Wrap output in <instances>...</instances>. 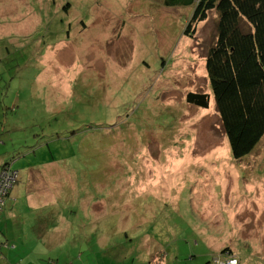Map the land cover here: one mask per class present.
Instances as JSON below:
<instances>
[{"label":"rangeland","instance_id":"374dc122","mask_svg":"<svg viewBox=\"0 0 264 264\" xmlns=\"http://www.w3.org/2000/svg\"><path fill=\"white\" fill-rule=\"evenodd\" d=\"M192 10L0 0V168L19 170L1 177L16 188L0 232L16 264H218L225 248L264 264V138L236 160L213 96L186 101L211 92L217 35L215 10L185 35Z\"/></svg>","mask_w":264,"mask_h":264},{"label":"trees","instance_id":"16d2710c","mask_svg":"<svg viewBox=\"0 0 264 264\" xmlns=\"http://www.w3.org/2000/svg\"><path fill=\"white\" fill-rule=\"evenodd\" d=\"M162 1L169 7H192L184 28V34L190 37H194L197 25L206 21L211 11H216V39L205 55L211 92L190 91L186 101L208 108L213 96L232 157L242 160L253 153L264 138V0ZM70 6L69 2L66 8ZM5 164L7 168L4 169V164L0 168V185L4 172H15L19 176V170ZM15 188L16 185H12L0 193V221L5 216L6 200ZM3 234L0 259L16 264L19 245L13 240L15 236L7 231ZM221 256L215 260L218 264L237 260L229 248L223 249Z\"/></svg>","mask_w":264,"mask_h":264},{"label":"built area","instance_id":"2783aa9c","mask_svg":"<svg viewBox=\"0 0 264 264\" xmlns=\"http://www.w3.org/2000/svg\"><path fill=\"white\" fill-rule=\"evenodd\" d=\"M5 175H10L8 174V172H4ZM5 179V176L3 177ZM0 187H2V184L0 185ZM237 263V260L236 259H231L229 260L226 264H236Z\"/></svg>","mask_w":264,"mask_h":264},{"label":"crops","instance_id":"0c3cea01","mask_svg":"<svg viewBox=\"0 0 264 264\" xmlns=\"http://www.w3.org/2000/svg\"><path fill=\"white\" fill-rule=\"evenodd\" d=\"M17 195H19V194L17 193ZM1 234L4 235L3 233L0 232V240L3 239L2 238L3 236ZM0 264H8L7 259H5V260L0 259Z\"/></svg>","mask_w":264,"mask_h":264}]
</instances>
